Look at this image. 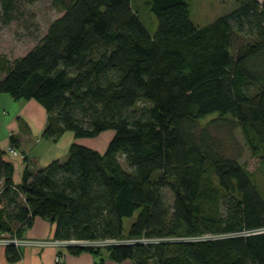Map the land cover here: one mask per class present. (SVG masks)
Returning <instances> with one entry per match:
<instances>
[{
    "label": "trees",
    "instance_id": "trees-1",
    "mask_svg": "<svg viewBox=\"0 0 264 264\" xmlns=\"http://www.w3.org/2000/svg\"><path fill=\"white\" fill-rule=\"evenodd\" d=\"M50 1L62 15L36 45L12 61L0 55V94L42 106V137L53 142L66 131L113 136L103 153L71 143L64 161L27 167L18 185L0 147V233L22 237L35 218L53 217V239L125 241L72 254L264 264V201L241 151L226 153L236 132L251 155L264 146V0H237L202 27L185 0H145L154 33L131 0ZM19 11L20 0H0V25ZM19 258L8 245V261Z\"/></svg>",
    "mask_w": 264,
    "mask_h": 264
},
{
    "label": "rangeland",
    "instance_id": "rangeland-1",
    "mask_svg": "<svg viewBox=\"0 0 264 264\" xmlns=\"http://www.w3.org/2000/svg\"><path fill=\"white\" fill-rule=\"evenodd\" d=\"M185 1L190 7L191 21L199 27L210 24L218 16L238 6L237 0ZM131 4L133 8L138 11L140 19L147 30L150 33H154L157 28V20L146 6L145 0H131ZM61 15L62 11L58 7H55L50 0H38L32 3L28 0H20V11L17 15V19L8 26L0 25V55L6 57L9 61L24 56L46 34L48 25ZM141 105L142 104H139V106ZM236 135L239 140V146L236 145L234 147V144L229 142L226 148L229 149L226 153L229 155L232 151L234 152V150L235 152L237 150L241 151L242 155L239 162L245 166L252 184L256 187L260 198L264 201V146L257 156H253L248 147L245 146L244 142L241 140L240 133L236 132ZM112 136L113 131L107 130L94 138L76 139L71 131H66L56 142L50 141V139L44 137L42 140L50 141L46 144L50 147L49 150L51 155L61 157V155L66 152V149L68 151L71 143H81L84 146L98 149L100 146L104 147L107 145ZM120 163L124 169L128 170V165L122 157H120ZM213 179L215 180V178ZM167 196L168 198H172L170 193H167ZM224 209L223 203H221L220 210L224 212ZM136 215L135 213L133 217L123 219L125 232L128 231Z\"/></svg>",
    "mask_w": 264,
    "mask_h": 264
},
{
    "label": "crops",
    "instance_id": "crops-1",
    "mask_svg": "<svg viewBox=\"0 0 264 264\" xmlns=\"http://www.w3.org/2000/svg\"><path fill=\"white\" fill-rule=\"evenodd\" d=\"M46 122L47 113L34 100L15 101L7 94H0V147L6 151L11 145V138L16 139L19 144L16 148L18 155H7L14 165L13 182L15 185L21 182L22 174L27 167L38 171L53 160L64 161L67 157V149L61 157L51 155L50 147L46 144L51 140H42ZM106 147L107 145L100 146L98 149L90 148L103 153ZM54 230L55 224L51 221L35 218L32 224L21 233V236L32 239L53 238ZM5 235L8 234L0 233V237ZM19 253L20 258L16 262H9L7 246L0 245V264H134L130 260L115 262L109 258L106 250H100L98 253L83 251L72 254L68 249L32 247L19 248ZM57 255L62 256L61 263L55 261Z\"/></svg>",
    "mask_w": 264,
    "mask_h": 264
},
{
    "label": "built area",
    "instance_id": "built-area-1",
    "mask_svg": "<svg viewBox=\"0 0 264 264\" xmlns=\"http://www.w3.org/2000/svg\"><path fill=\"white\" fill-rule=\"evenodd\" d=\"M10 155H18L17 151L9 146L6 150ZM6 237V238H4ZM154 241V240H153ZM125 241L123 240H86V241H77V240H56L53 238L46 239H32L26 237H16V236H3L0 237V245L8 246L13 245L17 249L19 248H56L58 250H64L72 247L80 248H104L111 245L121 244ZM57 263H61L62 256L57 255L55 257Z\"/></svg>",
    "mask_w": 264,
    "mask_h": 264
},
{
    "label": "water",
    "instance_id": "water-1",
    "mask_svg": "<svg viewBox=\"0 0 264 264\" xmlns=\"http://www.w3.org/2000/svg\"><path fill=\"white\" fill-rule=\"evenodd\" d=\"M53 220V217L51 218V221Z\"/></svg>",
    "mask_w": 264,
    "mask_h": 264
},
{
    "label": "bare ground",
    "instance_id": "bare-ground-1",
    "mask_svg": "<svg viewBox=\"0 0 264 264\" xmlns=\"http://www.w3.org/2000/svg\"><path fill=\"white\" fill-rule=\"evenodd\" d=\"M58 254V253H57Z\"/></svg>",
    "mask_w": 264,
    "mask_h": 264
}]
</instances>
